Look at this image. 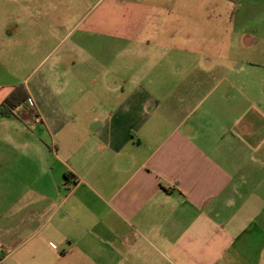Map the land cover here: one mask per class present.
<instances>
[{"label":"crops","instance_id":"1","mask_svg":"<svg viewBox=\"0 0 264 264\" xmlns=\"http://www.w3.org/2000/svg\"><path fill=\"white\" fill-rule=\"evenodd\" d=\"M159 2L0 114V264H264V0Z\"/></svg>","mask_w":264,"mask_h":264},{"label":"rangeland","instance_id":"2","mask_svg":"<svg viewBox=\"0 0 264 264\" xmlns=\"http://www.w3.org/2000/svg\"><path fill=\"white\" fill-rule=\"evenodd\" d=\"M112 1L0 0V83L28 81L31 84L40 79L47 83L42 91L43 97H64L65 90L60 91L57 87L63 77L53 72L51 65L61 56V64L69 67L71 58L80 59L83 51L100 49L99 44L93 40L95 38L86 33L85 27L98 24L103 19L105 23L102 28L113 30L115 26L110 19L118 18L117 15L122 12L110 8ZM122 1L129 3L134 0ZM160 1L156 12L160 20L164 21L169 7L167 1L172 0ZM165 27L164 24L159 26L152 36V43L159 48L166 47ZM173 28L179 34L182 32L179 24ZM147 32L149 36L150 32ZM123 47L121 42H109L107 49L116 51ZM147 61L148 58H142L140 64L148 65ZM14 112L16 114L18 111ZM50 129L53 132V128ZM44 138L50 145L52 140L47 132Z\"/></svg>","mask_w":264,"mask_h":264},{"label":"trees","instance_id":"3","mask_svg":"<svg viewBox=\"0 0 264 264\" xmlns=\"http://www.w3.org/2000/svg\"><path fill=\"white\" fill-rule=\"evenodd\" d=\"M25 99H27V93L23 84L14 85L0 103V114L3 116L13 114V110Z\"/></svg>","mask_w":264,"mask_h":264},{"label":"built area","instance_id":"4","mask_svg":"<svg viewBox=\"0 0 264 264\" xmlns=\"http://www.w3.org/2000/svg\"><path fill=\"white\" fill-rule=\"evenodd\" d=\"M32 113H33V122L40 123L42 120L36 109H32Z\"/></svg>","mask_w":264,"mask_h":264}]
</instances>
